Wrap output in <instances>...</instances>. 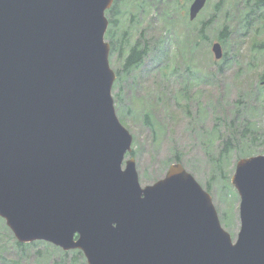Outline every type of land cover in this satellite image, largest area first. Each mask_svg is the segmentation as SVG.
<instances>
[{"label": "water", "instance_id": "1", "mask_svg": "<svg viewBox=\"0 0 264 264\" xmlns=\"http://www.w3.org/2000/svg\"><path fill=\"white\" fill-rule=\"evenodd\" d=\"M112 3L0 0V217L18 242L78 249L87 264H264V154L231 174L235 239L182 162L140 184L112 96Z\"/></svg>", "mask_w": 264, "mask_h": 264}, {"label": "rangeland", "instance_id": "2", "mask_svg": "<svg viewBox=\"0 0 264 264\" xmlns=\"http://www.w3.org/2000/svg\"><path fill=\"white\" fill-rule=\"evenodd\" d=\"M192 1L162 0L155 7L156 0H126L119 5L121 14L114 39L120 48L124 33L128 44L122 53L110 55L113 69L122 66L129 48L136 43L140 47L148 44L151 49L118 84L122 104L121 112L116 113L133 135L134 153L128 157H134L141 185L162 178L170 160L180 155L184 167L205 187L211 174L207 153H216L218 135L225 132L223 126L214 130L215 123L218 117H233L239 98L246 106H242L236 122L241 126L255 122L259 133H263L257 146L248 147V151L264 154L260 144L264 140V90L259 91L264 85L260 78L264 74V48L256 47L264 41V7L247 20L249 0H205L197 16L190 19ZM202 21H207L205 39L197 36ZM223 26L229 33L226 43L218 38ZM215 41L221 43L227 57L220 73L217 68L222 60H217L211 49ZM186 43L194 47L187 50ZM146 112H150L152 126L145 120ZM236 161L232 153L230 177ZM222 185L218 182L211 196L221 223L235 239L240 226V200L232 185ZM224 212L226 220L221 215ZM4 224L0 222V242L6 260H0L1 264H51L59 257L57 249L49 257L51 249L45 245L38 248L40 256H20L4 243L10 242L9 234L1 229Z\"/></svg>", "mask_w": 264, "mask_h": 264}, {"label": "trees", "instance_id": "3", "mask_svg": "<svg viewBox=\"0 0 264 264\" xmlns=\"http://www.w3.org/2000/svg\"><path fill=\"white\" fill-rule=\"evenodd\" d=\"M126 0H114L112 6L106 11L107 17H108V28L107 32L105 34L106 39L110 43V55L117 51L118 54L122 53L126 45L128 44L127 38L125 37L124 33L122 34L121 41H120V48L116 45V40L114 39L115 35V29L119 25V16L121 14V10L119 8V5ZM158 1L162 0H156L155 7H157ZM247 5H249V9L246 11L245 18L249 20L252 18L253 14L264 7V0H249L247 1ZM139 9L141 6H137ZM207 21H202L200 29L198 30L197 36L201 38H207L205 35V26ZM229 33L226 30V26H223L218 34V38L222 43H226L228 40ZM139 43V42H138ZM136 43L135 45L131 46L129 48V51L127 55L124 58V62L120 68L115 69V80L113 83V89L118 88L119 90L114 92L113 91V98L114 103L116 107V112L119 114L121 112L120 106L121 102V94H120V86H118L120 80L133 68H136L142 61L143 57L147 54V51H151L149 48V45L146 44L144 47H140ZM188 45V49L190 50L191 46L190 44L186 43ZM256 47L258 48H264V41L259 42L256 44ZM131 49V50H130ZM182 50V47L180 48ZM227 59L226 53L222 60V64L217 68V72L220 73L221 69L224 68L223 64L225 63V60ZM218 63V62H216ZM211 75L215 76L211 73ZM203 80L207 79V74H204ZM261 80H264V74L261 75ZM264 90V85L260 87L259 91ZM219 100V98H218ZM235 109L233 111V117L231 119L227 117H218L217 121L214 126V130L217 129L220 126H223L225 132L222 134V132L219 133L218 137H220L219 142L220 145L216 151L214 152H208V162L210 166V176L208 177L206 181V186L204 187L210 194L211 191L215 188V186L218 184V182H222V188H230V173L231 169H228L231 159V154L233 153L234 159H238L247 155L252 154L251 151H255L254 149L248 151V147H255L257 146V141L259 140V136H262L263 133H259L257 127L255 126V122L247 121L243 126L239 125L236 122V119L239 117L238 115L241 112L242 106H246L244 102L241 101V98L238 99L235 103ZM145 120L146 122L152 126V120L150 112L145 113ZM260 144L264 146V140H260ZM134 151L132 150L130 154L132 155ZM173 160V161H172ZM181 157L176 156L175 159H171L170 163L173 162H181ZM231 190V189H230ZM224 220L225 218V212L221 213ZM3 220L0 218V222ZM8 234L10 238V242L4 241L6 245H9L10 247H14L15 250L20 254V256H23L24 254H29L31 257L34 255L40 256L41 253L39 251V247H42L45 245L46 247H49L51 250L48 252L49 257L51 256V251L58 250L60 251V255L57 259H54L51 264H74V262L77 264L78 261H81V264H86L83 253L80 250H70V251H62L61 249L46 243L42 241H34L31 243H20L17 240L13 238L10 231L4 224L3 228ZM0 238H2V235L0 233ZM0 260H6L5 255L1 252V242H0ZM15 263V261H11V264ZM1 264V263H0Z\"/></svg>", "mask_w": 264, "mask_h": 264}]
</instances>
